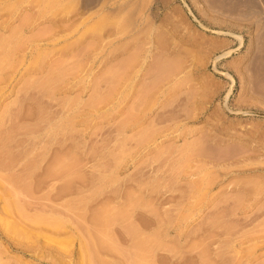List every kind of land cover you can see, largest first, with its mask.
<instances>
[{
  "label": "rangeland",
  "instance_id": "rangeland-1",
  "mask_svg": "<svg viewBox=\"0 0 264 264\" xmlns=\"http://www.w3.org/2000/svg\"><path fill=\"white\" fill-rule=\"evenodd\" d=\"M0 264H264V0H0Z\"/></svg>",
  "mask_w": 264,
  "mask_h": 264
},
{
  "label": "bare ground",
  "instance_id": "bare-ground-1",
  "mask_svg": "<svg viewBox=\"0 0 264 264\" xmlns=\"http://www.w3.org/2000/svg\"><path fill=\"white\" fill-rule=\"evenodd\" d=\"M6 201H9V199L8 200H6ZM10 202V201H9ZM87 244V243H86ZM84 248H87V247H84ZM89 248V247H88ZM88 251V250H87ZM90 251V250H89ZM89 251H88V253H89ZM84 252V251H83ZM90 255V254H89ZM89 257V256H88Z\"/></svg>",
  "mask_w": 264,
  "mask_h": 264
}]
</instances>
